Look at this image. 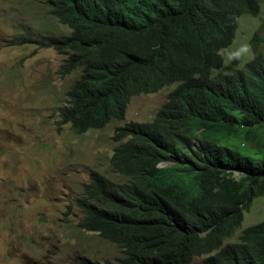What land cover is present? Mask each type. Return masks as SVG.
Here are the masks:
<instances>
[{
	"label": "trees",
	"instance_id": "16d2710c",
	"mask_svg": "<svg viewBox=\"0 0 264 264\" xmlns=\"http://www.w3.org/2000/svg\"><path fill=\"white\" fill-rule=\"evenodd\" d=\"M262 1L50 0L68 32L41 42L78 71L59 112L74 132L176 84L152 120L118 127L110 163L124 179L92 173L78 200L79 225L122 256L78 264H264V219L228 241L264 195V53L214 73L238 17Z\"/></svg>",
	"mask_w": 264,
	"mask_h": 264
},
{
	"label": "rangeland",
	"instance_id": "374dc122",
	"mask_svg": "<svg viewBox=\"0 0 264 264\" xmlns=\"http://www.w3.org/2000/svg\"><path fill=\"white\" fill-rule=\"evenodd\" d=\"M67 32L51 14L50 0H0V264L116 263L121 246L79 225L84 214L78 200L92 173L124 179L110 163L118 127L152 120L176 87L136 94L122 119L74 132L59 112L78 71L66 73V55L41 42ZM254 36L260 38L255 49ZM262 37L264 0L255 15L238 17L214 73H230L264 53ZM262 219L264 195L251 202L228 241Z\"/></svg>",
	"mask_w": 264,
	"mask_h": 264
}]
</instances>
